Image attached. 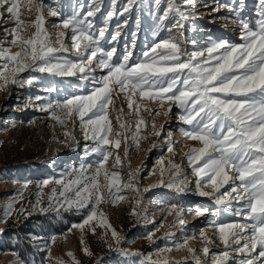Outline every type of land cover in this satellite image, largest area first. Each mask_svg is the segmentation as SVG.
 <instances>
[{
  "label": "snow or ice",
  "instance_id": "6c2138e0",
  "mask_svg": "<svg viewBox=\"0 0 264 264\" xmlns=\"http://www.w3.org/2000/svg\"><path fill=\"white\" fill-rule=\"evenodd\" d=\"M182 2L190 6L193 0ZM131 3L132 0H129ZM156 3L159 5L160 0H156ZM259 5V19L255 25L242 18V0L239 9H230L235 14L233 23L239 28L241 43L217 41L209 37L202 47L189 50L185 46L189 41L182 39V31L176 35L169 31L166 38H159L142 53L141 58L134 60L131 51L126 50L119 57L115 48L106 50L103 47L101 41L105 40L108 29L105 26L94 30L95 25L89 19L100 11L97 0L87 5V11H84L85 4L78 3L70 15L46 5L44 0H0V19L6 12L8 18L15 21L14 27L5 29L12 36L10 45L19 49L12 52L11 47L0 46V81L5 85H31L36 77L20 80L19 74L39 72L58 77H76L93 84L86 92L69 94L63 100L50 101L41 108L42 111L52 110V118L60 123L72 121L75 124L78 121L85 141L92 142L91 146L85 145V155H99L94 168L92 165H81L79 169H72L68 175L74 178L67 182L63 179L43 181L44 186L49 183L61 185V197H65V193H74L75 199L65 197L70 208L75 205L80 209H89L83 223L74 227L83 228L93 221L98 215L96 206L114 202L110 198L123 188L139 191L134 187L139 170L129 172V179L124 182L116 170L123 164L118 153L111 168L107 167L113 155L111 149L120 148L122 137L125 143L124 159H127L128 140L131 139L139 147L141 129L146 125V121L140 117L141 109L155 116L160 115V109L167 105L163 113L165 117L171 119L172 108H177V118L188 126L181 130L183 137L200 145L190 147L185 153L188 167L197 178L198 194L213 198L216 205L231 206L235 201L240 207L232 214L248 221L212 222L225 245L222 253L213 256L212 264H228L232 244L236 247L231 251L249 257L239 260L238 264H257L258 261L264 264V0H259ZM33 11L36 15L31 23L21 19L22 16H31ZM45 12L59 18V22L53 24L57 29L55 41L45 28ZM170 14L179 17L174 27L183 29V21L188 20L189 15L181 10L175 0H170L166 10L158 17V27L164 26L163 21ZM114 15L116 12L113 8L107 13V19ZM33 29L30 37L22 34ZM119 35L117 31L111 40L115 41ZM190 43L195 48L197 41ZM73 53L76 58L69 59L68 54ZM97 69L104 74L94 76ZM121 93L124 100L120 108H116L114 101ZM143 101L155 103L156 109L148 108L142 104ZM125 103L131 110L129 113L124 112ZM113 111L118 113L115 133L110 117ZM129 116L132 119H128ZM151 123L154 134L160 136L163 125L159 126L160 130H155L154 119ZM171 137L172 133L169 132L168 151L173 153ZM180 167L169 161V170L175 169V174L179 173ZM165 170L164 167L160 168V184H164ZM181 184L186 186V177ZM225 185H230V190L221 192ZM166 186L171 188L175 185L169 182ZM184 186L176 190L184 191ZM202 187L211 191H203ZM52 191L55 197L56 189ZM206 211L197 210L196 214L203 215ZM133 214H136L135 211ZM100 216L101 225L111 228L102 213ZM176 222L184 223L180 212H177ZM92 230L95 232V228ZM111 234L118 244L121 238L115 229ZM211 242L205 239V244ZM184 246L187 247V244ZM187 250L200 264L195 250ZM84 251L91 255L87 249ZM202 252L208 254L209 249L204 247ZM253 252H256L255 256H252ZM68 255L74 259V254ZM152 264L167 262L157 260Z\"/></svg>",
  "mask_w": 264,
  "mask_h": 264
},
{
  "label": "rangeland",
  "instance_id": "374dc122",
  "mask_svg": "<svg viewBox=\"0 0 264 264\" xmlns=\"http://www.w3.org/2000/svg\"><path fill=\"white\" fill-rule=\"evenodd\" d=\"M242 2L243 8L240 9L242 18L255 25L259 19V0ZM44 3L57 8L65 15H70L78 3L85 4L84 11H87V5H90L92 0H44ZM97 3L100 11L89 19L95 25L94 30L107 27L108 32L101 43L106 50L115 48L116 56L119 57L127 50L132 52V59L141 58L142 53L154 42L161 37L166 38L169 31L173 35L182 31V39L189 41L185 45L189 50L202 47L209 37L217 41L242 42L239 28L233 23L235 14L230 11L233 8H240V0H193L190 6H185L182 0H175L181 10L189 15V19L183 21V29L179 30L174 27L179 17L174 14H170L163 21L162 28L158 27V17L166 10L170 0H160L159 5L156 0H132L131 4L129 0H97ZM113 8L116 15L107 19V13ZM35 15L33 11L31 16H22L21 19L31 23ZM8 16L9 14L5 12L0 19V46L11 47V51L16 52L19 50L18 47L10 45L12 36L5 31L15 26V21ZM44 19L45 28L55 41L57 29L53 24L58 23L59 18L49 16L45 12ZM32 31L34 29L22 34L30 37ZM117 31L120 35L112 41L111 36ZM192 40L197 41L195 48L190 43ZM68 58L74 60L76 57L73 53L68 54ZM103 74L99 69L93 73L96 77ZM33 76L36 79L31 85L27 83L23 86L14 83L5 85L0 81V85H3L0 87V264H26L16 252L6 246L2 235L5 228L17 227L29 215L41 213L46 208H70L65 202V197L75 199L74 193L71 192L61 197L59 195L63 190L61 185L49 183L44 186L43 181L63 179L67 182L74 178L68 175L72 169H79L81 165H92L94 168L99 159V155L95 153L85 155V145L91 146L92 142L85 141L78 121L75 124L72 121L60 123L52 118V110H41L50 101L63 100L72 93L86 92L93 84L89 81H80L76 77H58L39 72H24L19 74L18 79L27 80ZM123 100L124 94L121 93L114 101L115 107L120 108ZM142 104L151 109L157 107L155 103L147 101H143ZM166 108L167 105L160 109V115L155 116L141 109L140 117L146 121V125L141 129L139 147L131 139L128 140L127 159H124L125 143L122 137L120 148L111 149L113 155L107 167L111 168L118 153L123 164L116 170L120 172L124 182L128 181L129 172L139 170L134 186L139 191L123 188L122 191L116 192V196L110 198L114 202L97 205V217L83 228L74 225L83 223L89 214L88 208L81 221L72 223L60 233L39 236L40 228L35 225L32 230L34 232L26 235L30 241L43 239L41 248L46 250L43 264H152L157 260L166 261L167 264H197L188 248L195 250V257L199 259L200 264H212L213 256L225 250V245L219 239V233L212 222L248 223L242 217L232 214L240 207L235 201L231 206L216 205L213 198L198 194L197 178L188 167L185 153L190 147L200 145L183 137L181 130L188 126L177 118L179 110L173 107L171 119H168L163 114ZM56 111L59 113V110ZM130 111L125 103L124 112ZM117 115V112H110L114 133L118 128ZM127 118L132 119L131 116ZM153 119L157 126L155 130H160L159 126L163 125L160 136L154 134L151 123ZM135 122L133 119V125ZM169 132L172 133L173 153L168 151ZM153 144L155 147H152ZM53 160H58L60 164L58 169L49 170ZM169 161L181 166L178 174H175V169L169 170ZM161 167L166 169L163 176L164 184H160ZM185 177L186 186L181 184ZM169 182H174L175 186L167 187ZM180 186H184L185 190L177 191L176 188ZM53 188L56 189L55 197ZM201 190L211 191L205 187ZM229 190L230 185H225L221 192ZM194 205L207 211L203 215H197V210L192 211ZM72 207L77 208L75 205ZM217 209L220 211L217 212ZM177 212L181 213L183 224L176 222ZM100 213L111 228L101 225ZM191 215L192 223L188 218ZM197 216H203L202 220ZM112 229H115L121 238L118 244L112 237ZM201 231H208L210 237L203 235L201 236L203 243H193L190 240L194 237L193 234L196 232L197 235L201 234ZM205 239L212 242L205 244ZM185 243L187 247L184 246ZM204 247L209 249L208 254L202 252ZM235 247L236 245L232 244L229 248L228 264H238L239 260L249 258L247 255L231 251V248ZM84 249L91 255L86 254ZM68 253L74 254V259ZM255 255L256 252H253L252 256Z\"/></svg>",
  "mask_w": 264,
  "mask_h": 264
},
{
  "label": "trees",
  "instance_id": "16d2710c",
  "mask_svg": "<svg viewBox=\"0 0 264 264\" xmlns=\"http://www.w3.org/2000/svg\"><path fill=\"white\" fill-rule=\"evenodd\" d=\"M87 208H46L38 214L29 215L17 227H8L2 231L5 244L16 252L26 264H43L45 261V249L41 248L43 239L30 241L26 235L34 232L33 227L39 226V236L51 233H60L66 230L72 223L82 220Z\"/></svg>",
  "mask_w": 264,
  "mask_h": 264
},
{
  "label": "bare ground",
  "instance_id": "6f19581e",
  "mask_svg": "<svg viewBox=\"0 0 264 264\" xmlns=\"http://www.w3.org/2000/svg\"><path fill=\"white\" fill-rule=\"evenodd\" d=\"M59 161L58 160H53L52 161V163L49 165V167H50V169L49 170H53V169H58V166H59ZM48 170V169H47ZM21 178V177H20ZM196 210H201V207L200 206H198V205H194L193 206V208H192V211H196ZM192 214H193V212H192ZM203 217V216H202ZM202 217H199V216H197V218L198 219H201ZM189 219H190V222L192 223L193 222V220H191V218H192V215L191 216H189L188 217ZM202 220V219H201ZM200 224H204V223H200ZM198 226H200V225H198ZM201 233H203V235L205 236V235H207V236H209L210 237V233H208V231H201ZM203 235H201V234H199L198 233V235H197V232L196 233H194L193 234V238L192 239H190L193 243H195V242H201V236L203 237ZM205 238V237H204ZM201 243H203V242H201ZM178 254H179V252H178Z\"/></svg>",
  "mask_w": 264,
  "mask_h": 264
}]
</instances>
